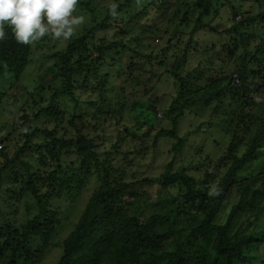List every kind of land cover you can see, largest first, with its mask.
Segmentation results:
<instances>
[{"label": "rangeland", "instance_id": "374dc122", "mask_svg": "<svg viewBox=\"0 0 264 264\" xmlns=\"http://www.w3.org/2000/svg\"><path fill=\"white\" fill-rule=\"evenodd\" d=\"M152 1L159 3L158 0H136L131 3L129 9L116 11L117 15L113 16L109 12L110 4H119L122 0H79L74 15H85L86 22L76 29L72 37L63 40L46 35L30 44L28 63L19 75H15L6 67L0 74V141L3 139L6 152L11 156L25 140L24 115H32L49 106L51 95L64 87L65 76L61 73V60L54 56L56 53L64 51L67 44L79 34L90 31L105 15L108 16L109 24L92 32L94 43L103 40L107 44L122 43V46L127 47L123 49L120 46L119 53L108 54L104 65L102 64L97 72L88 74L87 80H84L85 88L81 86V80L75 81L74 87L70 89L73 96H59L55 99L54 109L49 113L46 111L31 123L28 127L29 133L39 128L44 130V133H37L32 137L27 147L18 155L16 164L3 172L0 221L12 220L13 225L17 223L18 226L37 213L35 201L26 184L30 178L49 169L62 171V176L64 172L73 175V178L68 180L69 187H62L59 194L49 198L46 211L47 216L55 221L54 225L50 230L44 229L42 233L38 232L33 238L26 240L32 247H42L46 237H49L48 247L44 245V253L33 264L57 262L64 238L75 234L81 224L92 218L93 213L103 209L101 196L107 191L106 181L115 192L112 196L115 205L113 208L121 217L119 224L113 222L117 220H111L112 217L104 218L96 230L99 236L106 237L107 233L110 237L127 241L132 227L130 218H133L138 221V231L140 228L142 234L149 237L160 234L159 240H163L160 247L164 249L173 244L174 228L194 225L184 215L179 216L178 212L176 215L172 200L177 196V199H183V195H179V192L184 193L183 185L170 183L166 171L174 173L177 168H185L186 172L193 176L192 179L205 178L206 183H210L211 178L204 177V173L212 171L211 166L218 163L217 159L228 142V135L220 129V114L217 111L211 114V106L197 116L186 111L175 123V128L171 129L170 120L174 114H167L165 110L176 95V85L166 69L172 63L171 55L177 53L180 56L193 22L186 26L182 36H179V33L174 34L172 29L180 24V20L170 23L169 9H155L153 5L149 6ZM258 3H244L243 6L257 12L260 7ZM226 6L220 5L217 16H214L212 21L209 20L208 24L220 29L228 27V15L224 9ZM140 10L144 12L135 18V14ZM221 15L222 18L216 20ZM230 18L229 15L228 21ZM192 38L196 45H200L199 50L189 54L182 72H199L202 81H205L218 65L224 64L226 69H232L233 62L230 58L233 60L235 54L231 56L226 48L221 46L222 43H229L231 34L219 35L206 28L193 33ZM168 42L170 46L167 53L171 58L164 66H158L157 59H153L152 64L142 59L150 54L152 57L160 54ZM208 43L220 46V51L217 53L219 58L214 68L211 69V66L204 71L203 67L197 69L196 66L202 62L205 64L208 54L201 52L205 51L203 46ZM94 55L95 53L91 52L89 57ZM184 78L186 80V76ZM192 81L194 83L196 79ZM213 104L215 102L212 107ZM160 129L165 133H159ZM171 130H174L175 134L166 133ZM51 134L60 140L86 137L90 148L80 156L75 148L65 147L61 151L65 156L61 158V168H57L56 162H53V167L48 161L42 164L43 159L50 158L49 154L53 149L60 148L59 144L54 145ZM178 137L183 139V145L180 150H174L173 146L178 142ZM82 163H86L82 168L86 171L79 172L77 167ZM170 164L172 165L168 168ZM237 178L239 181H245L246 185L253 182L254 186H264V142L256 157L246 163ZM21 188L27 192L26 196L23 199L16 197L18 202L14 204L9 198L14 194L12 190L18 191ZM45 190L46 187H43L38 192L46 195L48 190ZM248 190L234 192L228 202L220 205L218 221L225 220L229 205L239 197H247L250 193ZM261 201L264 205V201ZM172 212H175L176 218L173 221L163 223L159 220L158 216ZM190 213H193L192 210ZM193 214L195 216V212ZM186 216L193 217L190 214ZM202 216L197 215L195 219L199 221ZM107 227L116 231L111 232ZM163 231L166 233H162ZM251 232L264 233V211L248 210L235 217L227 239L233 241L243 233ZM211 245L202 243L193 232L188 231V238L176 249L175 260L170 264H208L210 261L206 263V253L212 257L215 255ZM202 247L205 250L201 249ZM248 254L252 264H260L261 259H264V241L258 242L257 247L251 248ZM115 258L121 260L126 257L115 255ZM75 261L77 264H83L81 258L76 257ZM112 261L110 255L106 262ZM232 264L249 263L235 260Z\"/></svg>", "mask_w": 264, "mask_h": 264}, {"label": "trees", "instance_id": "16d2710c", "mask_svg": "<svg viewBox=\"0 0 264 264\" xmlns=\"http://www.w3.org/2000/svg\"><path fill=\"white\" fill-rule=\"evenodd\" d=\"M133 1L136 2V0H122L121 3L117 4L116 11H121L123 8L129 9ZM158 1L159 3L150 2L149 6L153 5L155 9L162 7L163 11L169 9L170 17L168 21L170 23L180 20V24L175 25L172 29L174 34L179 33L178 35L182 36L186 26L193 22L188 40L184 43L180 56L177 53L171 55L173 58L172 63L166 69L169 77L176 85V95L170 100L165 110L167 114H174L170 120L171 129L175 128V123L186 114V111L188 114L197 116L200 115L199 113L206 112L205 109L211 106V114L214 111L220 114V129L228 135V142L223 153L217 159L218 163L211 166L212 171L204 173V177L211 178L208 184L205 178L192 179L193 176L190 173L188 174L185 168L181 170L177 168L179 171L177 170L174 173L166 171L170 183L183 185L182 192L184 193L179 192V195H183L184 200L182 198L177 199L178 196L172 200L176 215L178 212L179 216L184 215L187 220L194 223V225L174 228L172 232L174 235L173 244H169L162 249L160 244L163 243V240H159L161 235L156 233L153 237H149L142 234L140 228L138 231V221L133 218H130L132 227L127 241H121L119 237L115 239L107 233L106 237L99 236L96 230L104 218L112 217L111 220H117L113 222L119 224L121 217V214L113 208L115 205L112 196L115 195V192L108 186L110 183L106 181L107 191L101 196L103 209L98 213H93L92 218L81 224L75 234L64 238L61 255L55 264H77L76 257L81 258L83 264H170L171 261L174 262L175 260L176 249L182 245L184 239L188 238V231L193 232L202 243L212 244L211 250L215 255L212 257L206 253L208 255L206 263L210 261L208 264H232L235 260H238L252 264L248 254L249 250L256 248L258 242L264 241L263 232L261 234L255 232L243 233L233 241L227 239L235 217L248 210L264 211V205L261 201H264V186H254L253 182H248L246 185L245 181H239L237 178L238 173L242 171L246 163L256 157L264 142V0ZM253 2H259V11L253 12L252 9L243 6L244 3ZM220 5H227L224 7L225 13L231 17L228 21L227 16L228 27L221 29L208 24L209 20L212 21L211 19L217 16L216 12ZM147 7L145 8L147 9ZM144 10L138 11L135 18L142 14ZM221 18L222 15L216 20ZM108 24V16L105 15L101 22L91 27L90 31L79 34L67 44L64 51L54 55L61 60V73L65 76L64 87L51 95L49 106L41 108L32 115H24L25 140L13 155L9 156L7 154L6 146L2 142L3 139H1L0 188L3 172L16 164L19 158L18 155L27 147L26 145L32 137L37 133H44V130L40 128L29 133L28 127L31 123L44 115L46 111L49 113L54 109L55 99L59 96H73L70 89L74 87L75 81L81 80V86L85 88L86 83H84V80H87L88 74L92 71L97 72L101 65L106 62L108 54L112 52L119 53L118 49L122 46V43L107 44L103 40L94 43L92 39V32ZM206 28L219 35L231 34L229 43H222L221 46L224 49L226 48L231 56L232 54L235 55H233V60L232 57L230 58L233 62L232 69H226L224 64L214 68L219 58L217 53L220 51V46L215 43L204 44L205 51L201 53L208 54V57L205 59L204 65L202 62L196 68L203 67L204 71H207L208 67L212 66L211 69L214 68L215 71H212L211 75L205 81H202V75L199 72L188 74L185 71L182 72V69L189 54L196 53L199 50L200 45L195 44L192 34ZM256 30L263 31V33H258ZM5 32L7 38L0 41V74L3 68L6 67L15 75H19L28 63L31 45L17 42L10 26L5 27ZM254 43L255 46H253ZM169 46L170 43L168 42L160 54L154 57L150 54L142 57V59L150 64H152L153 59H157V65L164 66L171 58L167 53ZM122 48L127 49L125 45ZM91 52L95 53L92 58L89 57ZM81 73L83 76H80ZM184 76H186V80ZM191 79H196V81L193 83ZM213 102H215L214 107H212ZM257 110L259 112H256ZM159 133H165V131L160 129ZM166 133L175 134L174 130L166 131ZM51 140L54 145L59 144L60 148L53 149L49 154L50 158L43 159L42 164H46L48 161V164L52 166L53 162H56L57 168H61V158L65 157L61 151L65 147L75 148L76 153L80 156L90 148L86 137L60 140L51 134ZM177 141L173 146L174 150H180L183 145V139L178 137ZM171 165H168V168ZM84 166H86V163L78 166V171H84L85 169H82ZM56 170L42 171L41 175L38 172L35 177L30 178L26 183L30 189V195L35 201L36 215L19 226L16 225L17 223L13 225L12 220L0 221V264H33L44 253V245L48 247L49 237H46L42 247H32L26 240L33 238L38 232L42 233L44 229L50 230L55 223L53 219L47 216L46 209L49 206V198L59 194L62 187H69L70 178H73V175H68L66 172L62 176L60 175L62 171ZM211 183L212 185L209 186ZM43 187H46L45 191L48 190V194L42 195L38 192ZM248 188L251 190H248ZM24 190V188L18 191L12 190L14 194L9 198L14 201V204L18 202L15 200L16 197L23 199L26 196L27 192H24ZM243 190H248L249 195L243 198L239 197L236 202L231 203L225 220L223 222L218 221L217 217L220 214L218 208L220 205L223 202H228L229 198L232 195L234 196V192ZM191 210L193 213L195 212V216L190 213ZM186 214L193 217H187ZM197 215H203L199 221L195 219ZM158 217L163 223L176 219L175 212ZM107 228L111 232L116 231V229ZM162 233H166V231ZM42 239L44 242V237ZM154 244L157 247L153 246ZM125 246L126 248H124ZM110 255H112L113 261L108 263L106 260ZM115 255L126 258L118 260ZM260 264H264V259H261Z\"/></svg>", "mask_w": 264, "mask_h": 264}, {"label": "clouds", "instance_id": "9594fccd", "mask_svg": "<svg viewBox=\"0 0 264 264\" xmlns=\"http://www.w3.org/2000/svg\"><path fill=\"white\" fill-rule=\"evenodd\" d=\"M79 0H0V41L5 40V27L10 26L14 39L32 44L46 35L67 40L86 22L85 15H74ZM117 4L109 12L116 16ZM238 19V17H237Z\"/></svg>", "mask_w": 264, "mask_h": 264}]
</instances>
